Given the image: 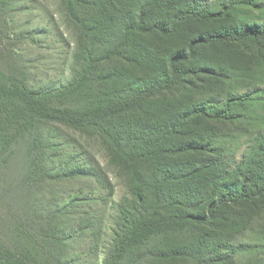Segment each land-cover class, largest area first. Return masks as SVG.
I'll list each match as a JSON object with an SVG mask.
<instances>
[{
  "label": "rangeland",
  "instance_id": "obj_1",
  "mask_svg": "<svg viewBox=\"0 0 264 264\" xmlns=\"http://www.w3.org/2000/svg\"><path fill=\"white\" fill-rule=\"evenodd\" d=\"M232 1L0 0V71L22 75L31 89L55 91L72 83L70 94L52 101L65 108L84 110L128 98L170 75L171 59L189 55L187 44L199 36L243 24L264 31V0ZM103 41L123 43L127 50L103 59ZM179 65L181 83L152 96L138 116L152 114L164 132L163 123L182 110L204 108L212 116L194 118L193 125L201 127L210 147L197 165L211 159L204 174L233 175L264 133V43L196 46ZM221 112L223 119L216 116ZM38 127L42 179L21 184L29 161L27 135H14L0 153V249L31 251L30 236L45 233L59 264H142L138 253L155 264H264V194L229 206L210 224L171 233L170 241L164 240L170 233L161 231L138 247L127 240L128 229L123 233L140 217L136 212L161 218L167 213L150 188L141 208L137 172L149 165L125 162L106 128L79 130L58 122ZM231 177L224 178L229 193L236 188ZM204 195L180 199L179 209L189 210L188 204L206 200ZM191 210L198 217L209 214ZM122 247L134 255L124 256ZM178 250L182 256H170Z\"/></svg>",
  "mask_w": 264,
  "mask_h": 264
},
{
  "label": "trees",
  "instance_id": "obj_2",
  "mask_svg": "<svg viewBox=\"0 0 264 264\" xmlns=\"http://www.w3.org/2000/svg\"><path fill=\"white\" fill-rule=\"evenodd\" d=\"M232 3L237 4L239 1L233 0ZM210 14L220 17L218 12L213 11ZM254 28L255 26L243 24L233 30L215 31L208 33L205 37L199 36L187 44L189 55L185 56L184 53H179L171 59V73L169 75L166 72L163 80L157 81L148 89H143L134 95L131 94V97L119 96L110 103L84 110L52 104L54 98L68 95L70 91H73L74 85L72 83L64 84L55 91L42 88L31 89L22 75L19 77L11 72L6 74L0 71V153L9 148L15 139L14 135L28 136L29 161L27 172L21 180V184L27 186L43 178L41 155L36 156L41 144L38 124L58 122L79 130L90 126L106 128L115 145L122 150L125 162L135 163L134 165H149L148 171L144 172L146 168L143 167V171L141 169L137 172L140 177L138 195L142 199L141 208L145 209L144 205L149 188L154 197L158 201H162L167 208V213L162 215V218L161 216L152 215L150 217L141 214L137 208L138 213L136 212L135 215L140 217L129 222L123 230L124 233L128 229L129 233L126 237L131 244L138 247L141 244L144 245L147 242L145 240L147 236H156L161 231L170 233L164 238L165 241H170L171 233L178 234L183 228L210 224L212 218H219L218 213L220 215L221 211L228 209L229 206L255 201L257 197L264 194V133H260L255 139L251 155L239 165L238 172H234L232 175L230 174L231 171H227L228 176H221L220 174L208 176L203 173L204 164L211 166L212 160L208 159L209 162L202 163L201 166L197 165V162L201 163L202 154L210 147V141L202 132L201 127L198 129L193 123H198L194 118L207 119L212 116L211 114H208L204 108L193 109L192 111L182 110L179 115L171 117L163 123L166 128L164 132L159 129L158 125L160 124L154 123L152 114L148 113L147 116L143 114L141 117L138 115L139 113L141 115L143 106L152 96L181 83L179 64L182 60L191 58L196 46L250 39L264 43V31ZM166 32L169 33L170 30ZM103 42L100 45L103 59L121 56L127 50L123 43ZM235 101L232 99L228 104L235 103ZM223 113L225 112L216 116L223 119ZM190 125L194 126L193 130L184 131ZM176 154H179L178 158L172 157ZM244 163L246 165L242 166ZM228 177H231L236 184L232 193L227 192L229 191V183L225 179ZM141 189L144 190V195H142ZM197 193H204L206 200H201L198 204H194L195 206L188 204L189 210L181 211L179 209L180 199L192 197ZM199 198H203V196ZM177 209H179L177 212L171 213ZM191 209L202 212L208 211L209 214L202 213L198 217ZM45 235V233L39 234V239L30 236L31 251L0 249V264H59L55 262L52 250L44 241L43 236ZM123 248L126 249L127 247L121 248L124 256L127 257L130 254L128 257L131 258L134 255L135 252L129 253ZM141 254L138 253V256L142 257V264H155L154 261H150V263L147 260L148 257L146 255L141 256ZM158 255L163 257L164 252L158 253ZM170 256L182 255L179 254L178 250L173 251ZM151 257L152 260L157 258L156 256ZM135 263L137 262L132 264Z\"/></svg>",
  "mask_w": 264,
  "mask_h": 264
}]
</instances>
